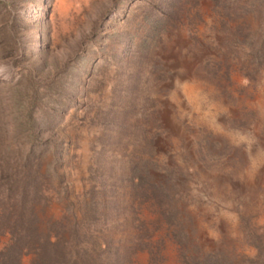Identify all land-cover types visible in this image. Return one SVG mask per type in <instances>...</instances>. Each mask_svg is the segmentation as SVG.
Here are the masks:
<instances>
[{"label":"rangeland","instance_id":"1","mask_svg":"<svg viewBox=\"0 0 264 264\" xmlns=\"http://www.w3.org/2000/svg\"><path fill=\"white\" fill-rule=\"evenodd\" d=\"M148 3L0 0L6 141L27 145L22 123L29 112L42 130L33 143L42 154L40 170L51 160L61 174V184L43 183L42 225L57 219L68 227L65 207L78 210L80 198L89 200L84 225L125 252V264H180L177 243L162 220L155 222V204L137 197L127 181L130 167L147 158L178 171L175 205L189 246L212 248L220 239L225 251L250 255L249 233L264 237V65L250 79L232 70L228 82L204 72L201 64L215 57L211 46L221 40L206 0L200 17L183 15L182 24L141 44ZM243 48L232 47L239 60ZM17 115L20 137L11 135ZM141 219L148 240L137 244ZM7 237L1 224L0 247ZM87 252L94 263L114 261L106 250Z\"/></svg>","mask_w":264,"mask_h":264},{"label":"trees","instance_id":"2","mask_svg":"<svg viewBox=\"0 0 264 264\" xmlns=\"http://www.w3.org/2000/svg\"><path fill=\"white\" fill-rule=\"evenodd\" d=\"M206 1L213 27L216 26L215 33L221 40L211 46L216 49L215 57L204 61L202 69L209 76L223 78L227 82L232 70L240 71L247 79L252 78L264 65V0ZM200 4L201 0H150L142 11L144 37L141 44L145 39H159L182 24L183 15L200 17ZM191 28L195 29V26ZM128 43L131 46L132 41ZM197 44L203 47L198 40ZM223 45L228 48L223 49ZM232 47H244L241 60ZM233 64L237 65L234 69ZM161 73H164L162 67ZM12 100L15 104L20 102L19 97ZM14 123L11 135L20 137V115L16 116ZM2 126L0 122V225L3 224L8 237L0 247V264H22L21 258L25 254L30 255L28 264H98L88 257L87 251L90 250L97 251V254L106 250L114 259L111 264H125V252H117L116 245L99 239L84 225L90 209L89 200L80 198L78 210L73 209V204L65 207L70 219L68 227H63L64 224H59L57 219L52 222L53 225H42L37 212L38 204L44 203L47 197L43 183L55 180L59 185L61 174L51 160L40 170L42 154L34 148L33 143L40 140L42 130L29 112H26L22 123L26 146L20 147L19 144L12 147L6 141L8 134ZM51 141L55 146L57 141ZM54 149H50L53 162L58 156ZM12 153L15 155L12 156ZM151 171H155L160 179H155ZM130 172L127 181L133 192L137 197L141 195L153 201L156 206L153 212L157 214L155 222L162 220L166 232L169 231L170 238L177 243L180 264H260L264 260V237L261 233H249V244L253 248L250 255L235 251L234 247L225 251L220 239L214 241L212 248L203 249L194 244L189 246L183 211L175 205L180 196L176 182L178 171L147 158L134 163ZM139 224L134 232L137 244L148 240L147 227L142 219Z\"/></svg>","mask_w":264,"mask_h":264}]
</instances>
